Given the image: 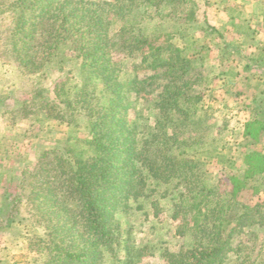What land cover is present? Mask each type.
<instances>
[{
	"label": "trees",
	"instance_id": "trees-1",
	"mask_svg": "<svg viewBox=\"0 0 264 264\" xmlns=\"http://www.w3.org/2000/svg\"><path fill=\"white\" fill-rule=\"evenodd\" d=\"M196 8L194 0H0V16L11 17L0 27V59L4 49L13 57L2 65L31 76L67 48L84 75L60 79L54 96L31 91L12 112L13 120L45 113L69 128L63 147L0 172V231L24 225L35 264H143L155 255L148 264H264V203L254 197L264 149L253 145L264 139V117L246 121L241 163H228L227 136L210 135L195 86ZM141 92L155 114L135 110L131 94ZM211 159L232 175L215 181ZM137 212L169 217L178 247L163 243L154 254L155 243L137 239Z\"/></svg>",
	"mask_w": 264,
	"mask_h": 264
},
{
	"label": "rangeland",
	"instance_id": "rangeland-1",
	"mask_svg": "<svg viewBox=\"0 0 264 264\" xmlns=\"http://www.w3.org/2000/svg\"><path fill=\"white\" fill-rule=\"evenodd\" d=\"M194 1L198 4L195 16L203 28L196 32L197 36L199 34L200 44L197 48L200 52L194 57L193 64L200 69V75L195 86L204 94L203 103L211 115L208 120L210 135L220 129L221 134L212 137L227 136L223 151L227 162L240 165L241 152L244 150V125L255 117H264V0ZM10 22V15L0 16V27ZM182 40L181 36L173 34L175 43H182ZM3 51L1 59L6 62L13 60L5 49ZM75 56L64 48L47 67L31 76L20 74L12 64L2 65L0 59V78H3L4 83L0 85V172H21L33 165L43 151L61 148L67 142L69 128L47 119L45 113L36 120L27 117L13 120L12 112L25 96L38 88L54 96L55 83L60 79L70 77L72 83H80L84 75L80 72V63ZM147 88L145 94L150 89ZM145 94H131V98L135 99V110L148 117L155 114V110L150 112V101L141 97ZM56 101L62 105L60 100ZM253 145L264 149V139ZM228 163L220 165L216 159L207 163L215 181L221 175H232ZM256 192L255 200L264 203L263 183H260ZM152 215L137 212L130 216L137 239L155 243L154 254L163 243L172 248L178 247L177 238L173 237L175 223L167 216L153 219ZM26 232L25 226L21 224L5 232L0 231V264H35ZM150 260L158 262V255L144 257L143 264H148Z\"/></svg>",
	"mask_w": 264,
	"mask_h": 264
},
{
	"label": "crops",
	"instance_id": "crops-1",
	"mask_svg": "<svg viewBox=\"0 0 264 264\" xmlns=\"http://www.w3.org/2000/svg\"><path fill=\"white\" fill-rule=\"evenodd\" d=\"M3 78H0V85H3Z\"/></svg>",
	"mask_w": 264,
	"mask_h": 264
}]
</instances>
